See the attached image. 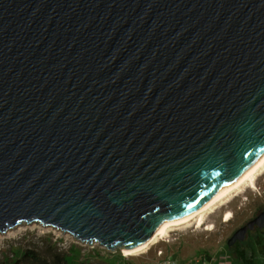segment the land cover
<instances>
[{"label":"water","instance_id":"water-1","mask_svg":"<svg viewBox=\"0 0 264 264\" xmlns=\"http://www.w3.org/2000/svg\"><path fill=\"white\" fill-rule=\"evenodd\" d=\"M263 159L264 0H0V234L132 250Z\"/></svg>","mask_w":264,"mask_h":264},{"label":"rangeland","instance_id":"rangeland-1","mask_svg":"<svg viewBox=\"0 0 264 264\" xmlns=\"http://www.w3.org/2000/svg\"><path fill=\"white\" fill-rule=\"evenodd\" d=\"M245 186L240 188L238 194L235 192L225 199L222 205L218 206L219 203L209 209L201 227H196L197 218L172 227L164 238L136 256H124L122 247L107 250L96 243L89 246L68 234L42 227L38 223H23L0 234V264H9L25 250H33L49 260L53 252H60L68 259L76 258L85 264H104L107 261L116 264L157 262L160 260L156 256L159 251L163 254L161 259L166 258L177 264H188L202 256L219 261L222 255L229 264H236L238 260L235 257L239 251L229 249L226 242L242 225L264 211V173L255 181L253 188ZM226 213L231 215L227 222L224 221ZM255 243L256 246L252 247L258 256L257 252L264 248V244L260 237L255 238ZM243 248L248 258L253 251L248 244L243 245Z\"/></svg>","mask_w":264,"mask_h":264},{"label":"bare ground","instance_id":"bare-ground-1","mask_svg":"<svg viewBox=\"0 0 264 264\" xmlns=\"http://www.w3.org/2000/svg\"><path fill=\"white\" fill-rule=\"evenodd\" d=\"M263 173H264V159L255 168H253L242 180H240L232 189L228 190L227 192H225L224 194H222L221 196L211 201L210 203H208L207 205H205L204 207H202L201 209H199L198 211L194 212L191 215L164 222L163 225L160 226L157 230H155L152 233V235L146 241H144L141 245H139L138 247L132 250L124 249L123 250L124 256L126 257L136 256L138 254L143 253L149 246L155 244L160 239L164 238L167 235V233L170 231V228L189 223L195 218H197L195 220L196 225H197L196 227L198 228L201 227L204 223V218H205L204 215L209 209L213 208L219 203L220 204L218 206L222 205L225 199H228L229 197H231L233 193L236 192V194H238V192H240V188L244 186L245 184H246L245 186L246 188H253L255 181ZM230 217H231L230 213H226L224 221L225 222L229 221Z\"/></svg>","mask_w":264,"mask_h":264},{"label":"trees","instance_id":"trees-1","mask_svg":"<svg viewBox=\"0 0 264 264\" xmlns=\"http://www.w3.org/2000/svg\"><path fill=\"white\" fill-rule=\"evenodd\" d=\"M250 247V250L252 254L248 256V258L245 256V248H241L237 251H239L238 254H236L235 259L238 260V263L241 264H258L256 262V259H258V256L255 253L254 248L251 245H248ZM262 249V248H261ZM257 249V254H261V251L264 250V248ZM50 260L42 257L40 254L36 253L33 250H25L20 252L9 264H85L82 261H79L76 258H70L68 259L64 254L60 252H53L50 256ZM104 264H116L115 262L107 261ZM122 264H130L129 262H124Z\"/></svg>","mask_w":264,"mask_h":264},{"label":"flooded vegetation","instance_id":"flooded-vegetation-1","mask_svg":"<svg viewBox=\"0 0 264 264\" xmlns=\"http://www.w3.org/2000/svg\"><path fill=\"white\" fill-rule=\"evenodd\" d=\"M264 211H262V212H260L259 214H261V213H263ZM258 214V215H259ZM257 215V216H258ZM256 217V216H255ZM254 217V218H255ZM254 218H252V219H254ZM242 226H244V225H242ZM241 226V227H242ZM240 227V228H241ZM257 237H260L261 239H262V242H263V244H264V229H262V230H259L257 227H254V229L252 230V231H248L247 232V234H246V236H245V239L243 240V241H241V242H235L234 243V245L232 246V247H228L229 249H233V251H235V250H239V249H241V248H243V245H245V244H248V245H253V246H256V243H255V238H257ZM228 241V240H227ZM227 243V242H226ZM263 249V248H262ZM261 249V250H262Z\"/></svg>","mask_w":264,"mask_h":264},{"label":"built area","instance_id":"built-area-1","mask_svg":"<svg viewBox=\"0 0 264 264\" xmlns=\"http://www.w3.org/2000/svg\"><path fill=\"white\" fill-rule=\"evenodd\" d=\"M162 255H163L162 252L159 251L156 254L157 258L160 259L159 261H157V262H145L143 264H177V263L172 262V261H170V260H168L166 258L165 259H161L160 257H162ZM188 264H208V263H207V258L205 256H202V257H198V259H196L195 261L190 262Z\"/></svg>","mask_w":264,"mask_h":264},{"label":"crops","instance_id":"crops-1","mask_svg":"<svg viewBox=\"0 0 264 264\" xmlns=\"http://www.w3.org/2000/svg\"><path fill=\"white\" fill-rule=\"evenodd\" d=\"M262 256H259L258 255V259H256V262L258 264H264V250L261 251V254ZM219 261H216L215 259H210V258H207V263L208 264H229L228 261L226 260L225 256H221L219 259ZM236 264H239L238 262Z\"/></svg>","mask_w":264,"mask_h":264}]
</instances>
